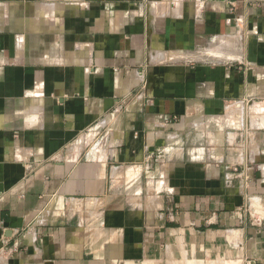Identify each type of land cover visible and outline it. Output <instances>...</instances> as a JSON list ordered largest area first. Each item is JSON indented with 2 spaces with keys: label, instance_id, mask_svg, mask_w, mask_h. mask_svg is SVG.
Masks as SVG:
<instances>
[{
  "label": "crops",
  "instance_id": "crops-1",
  "mask_svg": "<svg viewBox=\"0 0 264 264\" xmlns=\"http://www.w3.org/2000/svg\"><path fill=\"white\" fill-rule=\"evenodd\" d=\"M264 0H0V264H264Z\"/></svg>",
  "mask_w": 264,
  "mask_h": 264
},
{
  "label": "built area",
  "instance_id": "built-area-1",
  "mask_svg": "<svg viewBox=\"0 0 264 264\" xmlns=\"http://www.w3.org/2000/svg\"><path fill=\"white\" fill-rule=\"evenodd\" d=\"M255 221L256 224H258L259 227H261L264 230V210L262 211V213H260V217Z\"/></svg>",
  "mask_w": 264,
  "mask_h": 264
},
{
  "label": "rangeland",
  "instance_id": "rangeland-1",
  "mask_svg": "<svg viewBox=\"0 0 264 264\" xmlns=\"http://www.w3.org/2000/svg\"><path fill=\"white\" fill-rule=\"evenodd\" d=\"M124 264V263H123ZM125 264H130V263H125Z\"/></svg>",
  "mask_w": 264,
  "mask_h": 264
}]
</instances>
